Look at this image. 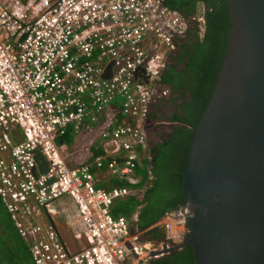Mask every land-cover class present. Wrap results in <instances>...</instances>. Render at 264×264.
<instances>
[{
    "label": "built area",
    "instance_id": "obj_1",
    "mask_svg": "<svg viewBox=\"0 0 264 264\" xmlns=\"http://www.w3.org/2000/svg\"><path fill=\"white\" fill-rule=\"evenodd\" d=\"M166 1L0 0V201L35 264H150L184 239L182 208L154 224L166 238L152 242L135 225L140 209L112 211L155 179L151 112L188 27Z\"/></svg>",
    "mask_w": 264,
    "mask_h": 264
},
{
    "label": "water",
    "instance_id": "obj_2",
    "mask_svg": "<svg viewBox=\"0 0 264 264\" xmlns=\"http://www.w3.org/2000/svg\"><path fill=\"white\" fill-rule=\"evenodd\" d=\"M226 2L228 47L183 169L184 241L153 257L193 246L197 264H264V0Z\"/></svg>",
    "mask_w": 264,
    "mask_h": 264
},
{
    "label": "trees",
    "instance_id": "obj_3",
    "mask_svg": "<svg viewBox=\"0 0 264 264\" xmlns=\"http://www.w3.org/2000/svg\"><path fill=\"white\" fill-rule=\"evenodd\" d=\"M166 3L169 7L182 11L188 18H197L199 8L204 5L205 20L194 19L191 21L192 27L189 28L190 32L199 33L205 27L204 36L200 38L197 35L198 41L190 43V48H187L185 70L178 73L172 70L162 76V82L173 91L182 89L187 82L192 99L184 100L180 111L169 117V121L175 124L173 133L165 137L163 143L151 146L155 179L143 199L132 195L117 202L112 209L114 215H125L129 218L140 209L135 225L157 241H163L166 234L163 228L152 226L167 213L186 204L183 169L188 162L193 142L192 127L198 124L211 97L217 73L226 54L232 26L231 11L226 0H167ZM180 76L176 82V78ZM69 135H73L71 130L64 136L65 141ZM138 173L144 174L141 169ZM0 207L8 217L5 222L0 221V264H35L28 243L18 233L1 201ZM150 264L197 262L193 246H187L153 259Z\"/></svg>",
    "mask_w": 264,
    "mask_h": 264
},
{
    "label": "flooded vegetation",
    "instance_id": "obj_4",
    "mask_svg": "<svg viewBox=\"0 0 264 264\" xmlns=\"http://www.w3.org/2000/svg\"><path fill=\"white\" fill-rule=\"evenodd\" d=\"M189 28L182 34L175 35L176 49L170 56L168 60V65L166 69L163 71L162 76L166 72H169L172 70L176 73L182 72L185 70L186 65H187L186 61L188 58V55L187 57L185 56V52L187 48H190L191 46L190 43H195V41H198L197 35L200 38L204 36L202 32H199V33L190 32ZM181 76L176 78V82L179 81V78H181ZM184 84L186 86H183V88L180 90L173 91L170 88V93L167 96L160 97L158 104L153 106V109L151 112V119L154 121L160 122V123L157 124L156 127H154L155 129L154 131L150 132L154 134V136L156 132V139L151 141V146H155L158 143H163L164 138L165 137L167 138L170 133H173L175 124L166 123V121H169V117L173 116L176 111H180L184 100L190 101V99H192V93L188 89L189 87H188L187 82H185ZM152 159H153V154H151L150 160Z\"/></svg>",
    "mask_w": 264,
    "mask_h": 264
},
{
    "label": "crops",
    "instance_id": "obj_5",
    "mask_svg": "<svg viewBox=\"0 0 264 264\" xmlns=\"http://www.w3.org/2000/svg\"><path fill=\"white\" fill-rule=\"evenodd\" d=\"M151 139H150V144H151ZM57 225H58V228L59 230L64 233V235L66 236V238L68 240L72 239V233L73 231L67 227L66 225V215L65 214H61V216L58 218V221H57ZM155 226V225H154ZM152 226V227H154ZM71 236V237H70ZM143 240L146 242V241H149V242H152V241H157L156 239L152 238V236H149L148 234L146 233H143V236H142ZM133 262H135L134 259H131L129 260V262H127L126 264H132ZM151 263V262H150Z\"/></svg>",
    "mask_w": 264,
    "mask_h": 264
},
{
    "label": "rangeland",
    "instance_id": "obj_6",
    "mask_svg": "<svg viewBox=\"0 0 264 264\" xmlns=\"http://www.w3.org/2000/svg\"><path fill=\"white\" fill-rule=\"evenodd\" d=\"M116 99L118 100V102L120 104H123V97L121 95H117L116 96ZM150 138H151V140L156 139V132H155V136H154V134L151 133L150 134ZM74 139L75 138H74L73 135H69L68 137H66V140L69 141L70 143H72L74 141ZM96 145H97V143L95 144V147H94L95 150H96ZM69 149H70V151H74V149H75V143L70 144ZM139 169H141L144 174L147 172V169H146L145 166L144 167H140ZM7 218L8 217H7V214L4 212V209H2L0 207V221L2 220L3 222H5Z\"/></svg>",
    "mask_w": 264,
    "mask_h": 264
},
{
    "label": "clouds",
    "instance_id": "obj_7",
    "mask_svg": "<svg viewBox=\"0 0 264 264\" xmlns=\"http://www.w3.org/2000/svg\"><path fill=\"white\" fill-rule=\"evenodd\" d=\"M167 4V3H166ZM168 5V4H167ZM169 6V5H168ZM171 9H175V8H172V7H170ZM175 10H178V9H175ZM184 17H185V19L187 20V23H188V27H187V29L191 26L192 27V24H191V21L192 20H194V19H198L199 21H204L205 19H204V5H201V7L199 8V12H198V14H197V18L194 16V17H190V18H188V17H186L185 15H184V13L182 12V11H180V10H178ZM186 29V30H187ZM204 31H205V27H203L202 28V33L204 34ZM175 51V50H174ZM173 51V52H174ZM172 52V53H173ZM172 53L171 54H168L167 55V65H168V60H169V58H170V56L172 55ZM166 69V68H165ZM166 123H170V124H172L170 121H166ZM151 145V144H150ZM150 150H151V146H150ZM152 154V153H151ZM151 161V160H150ZM185 206L186 205H184V206H182L181 208L183 209V210H185ZM181 208H179V209H181ZM178 210V209H177ZM185 212V211H184ZM185 214H186V212H185ZM162 228V227H161ZM163 230H164V228H163ZM164 232H165V230H164ZM166 234V233H165ZM186 234V233H185ZM185 237V236H184ZM165 238H166V236H165ZM183 241H184V239H183ZM182 241V242H183ZM181 242V243H182ZM180 244V243H179ZM178 245V244H177ZM165 254H168V253H165ZM165 254H163V255H165ZM162 255V256H163ZM161 257V256H160Z\"/></svg>",
    "mask_w": 264,
    "mask_h": 264
}]
</instances>
